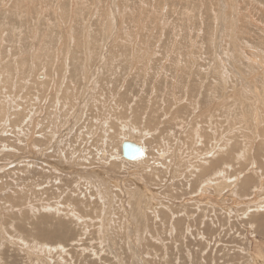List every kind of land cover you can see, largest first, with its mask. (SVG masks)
Here are the masks:
<instances>
[{
    "label": "rangeland",
    "instance_id": "1",
    "mask_svg": "<svg viewBox=\"0 0 264 264\" xmlns=\"http://www.w3.org/2000/svg\"><path fill=\"white\" fill-rule=\"evenodd\" d=\"M2 95L0 264H264V0H0Z\"/></svg>",
    "mask_w": 264,
    "mask_h": 264
},
{
    "label": "water",
    "instance_id": "2",
    "mask_svg": "<svg viewBox=\"0 0 264 264\" xmlns=\"http://www.w3.org/2000/svg\"><path fill=\"white\" fill-rule=\"evenodd\" d=\"M121 158L127 162H133L143 157V148L134 136L124 140L121 148ZM120 159V158H119Z\"/></svg>",
    "mask_w": 264,
    "mask_h": 264
},
{
    "label": "bare ground",
    "instance_id": "3",
    "mask_svg": "<svg viewBox=\"0 0 264 264\" xmlns=\"http://www.w3.org/2000/svg\"><path fill=\"white\" fill-rule=\"evenodd\" d=\"M109 7H110V6H109ZM60 71H62V70H60ZM5 77H6V76H5ZM46 77H47V79H50V78H51V74H49V75L46 74ZM10 78H11V76H10ZM10 78H8V80H9ZM3 79H4V78H3ZM5 80H6V79H5ZM8 80H7V82H8ZM4 82L6 83V81H4ZM38 82L40 83L41 81H38ZM5 83H4V84H5ZM34 84H35V83H34ZM6 92H7V91H6ZM3 98H5L4 95H2V98L0 99V111H1V110H4V112H5V107H6V105H7V101H6V99H3ZM256 140H257V139H256ZM261 141H262V140H261ZM261 141H260V142H261ZM261 144H262V142H261ZM260 148H261V147H260ZM256 156H257V155H256ZM258 156H260V155H258ZM258 158H259V157H257V159H258ZM258 160H259V159H258ZM45 162H46V161H45ZM46 163H48V162H46ZM38 165L40 166V164H38ZM38 165H37V166H38ZM39 166H38V167H39ZM41 166H42V164H41ZM260 166H262V165H260ZM35 167H36V165H35ZM40 168H41V167H40ZM254 168H255V167H254ZM37 169H38V168H37ZM255 169H256V168H255ZM253 170H254V169H253ZM244 171H245V170H244ZM242 172H243V171H242ZM259 177H260V176H259ZM243 178H244V177H243ZM243 178H242V180H243ZM239 180H241V179H239ZM239 180H238V181H239ZM242 180H241V181H242ZM241 181H240V182H241ZM261 181H263V179H261ZM242 184H243L244 187H248V188L250 187V185L247 184V182H243V181H242ZM240 188H241V187H240ZM254 205H255V204H254ZM261 206H263V205H260V207H261ZM254 208H255V207H254ZM254 208H253V209H254ZM54 209H55V208H54ZM55 210H56V209H55ZM254 210H255V209H254ZM260 210H261V209H260ZM57 211H58V210H57ZM256 211L259 212V210H256ZM250 213H251V212H250ZM263 213H264V212H263ZM54 223H55V222H54ZM62 225H63V224H62ZM62 225H61V226H62ZM53 226H54V225H53ZM61 226H60V227H61ZM54 232H55V231H54ZM54 232H53V233H54ZM65 232H66V231H65ZM56 234H57V233H56ZM65 234H66V233H65ZM63 235H64V234H63ZM61 248H62V247H61ZM57 249H58V248H57ZM262 255H263V254H262Z\"/></svg>",
    "mask_w": 264,
    "mask_h": 264
}]
</instances>
